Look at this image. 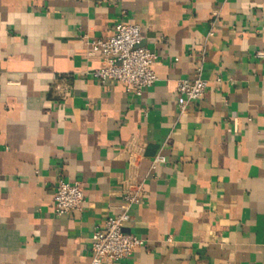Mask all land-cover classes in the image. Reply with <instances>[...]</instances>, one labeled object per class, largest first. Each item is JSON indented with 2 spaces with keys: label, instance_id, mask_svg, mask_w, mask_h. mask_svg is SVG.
<instances>
[{
  "label": "crops",
  "instance_id": "obj_1",
  "mask_svg": "<svg viewBox=\"0 0 264 264\" xmlns=\"http://www.w3.org/2000/svg\"><path fill=\"white\" fill-rule=\"evenodd\" d=\"M119 20L159 56L142 95L94 76L89 41ZM259 51L264 0H0V264H90L131 182L125 230L147 245L111 264H264ZM199 66L205 95L182 111L177 81ZM60 177L85 201L59 216Z\"/></svg>",
  "mask_w": 264,
  "mask_h": 264
},
{
  "label": "built area",
  "instance_id": "obj_2",
  "mask_svg": "<svg viewBox=\"0 0 264 264\" xmlns=\"http://www.w3.org/2000/svg\"><path fill=\"white\" fill-rule=\"evenodd\" d=\"M142 42L141 26L127 20H119L111 35L90 40V53L104 62L103 67L94 71V76L101 82L124 83L128 92L142 95L157 80L153 63L159 58ZM258 54L264 56V51ZM202 69L199 66L194 77H181L177 81L178 105L182 111L189 104L202 100L205 95L208 80L203 76ZM159 162H165L161 154L154 159V164ZM143 193L142 183L131 182L123 186L122 211L109 216L93 232L90 264H111L132 256L138 247L147 245L144 238L125 230V225L131 220L130 209L142 201ZM84 201V185L81 181L58 178L53 192L56 215L82 209Z\"/></svg>",
  "mask_w": 264,
  "mask_h": 264
}]
</instances>
